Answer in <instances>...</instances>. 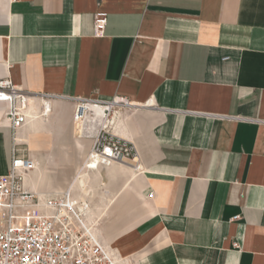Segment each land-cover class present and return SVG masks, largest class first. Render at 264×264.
<instances>
[{"label": "crops", "instance_id": "1", "mask_svg": "<svg viewBox=\"0 0 264 264\" xmlns=\"http://www.w3.org/2000/svg\"><path fill=\"white\" fill-rule=\"evenodd\" d=\"M99 12L107 14L101 36ZM4 77L32 96L133 103L115 131L137 144L143 170L79 165L67 187L121 264H264V0H0ZM63 100L45 118L33 99L17 133L0 102V174L13 146L27 144L37 166L25 184L46 192L51 148L69 126L76 146L90 149L92 136L73 124L74 102ZM83 170L85 193L76 184ZM139 198L148 210L123 244L126 256L112 242L120 229L106 220L120 205L131 223Z\"/></svg>", "mask_w": 264, "mask_h": 264}, {"label": "built area", "instance_id": "2", "mask_svg": "<svg viewBox=\"0 0 264 264\" xmlns=\"http://www.w3.org/2000/svg\"><path fill=\"white\" fill-rule=\"evenodd\" d=\"M106 25L107 14L97 13L95 34L103 35ZM40 96L56 97L49 93ZM29 97L30 94L10 77L0 78V102L6 104L5 118L15 133L27 124ZM58 97L74 102L76 121L86 117L90 104L104 107L108 117L115 107L133 106L125 96L110 99ZM88 160H96L103 168L113 163H126L133 169L143 170L137 144L107 127H100L93 134ZM34 166L35 160L17 144L12 149L9 171L0 174V264H119L112 248L78 219V208L70 200V191L41 199L25 184V176ZM130 261L137 264L133 258Z\"/></svg>", "mask_w": 264, "mask_h": 264}, {"label": "rangeland", "instance_id": "3", "mask_svg": "<svg viewBox=\"0 0 264 264\" xmlns=\"http://www.w3.org/2000/svg\"><path fill=\"white\" fill-rule=\"evenodd\" d=\"M115 109H119V107H115L114 111H115ZM112 114H111V116H112ZM42 139L45 141V143H47L49 140V138L47 136H43ZM20 147L26 149L29 153L27 144H21ZM51 149L55 153L56 164H50L49 165V169L47 172H48V177L50 180V183H49L50 186L48 185L49 187L48 186L45 187V191L47 193H49L50 196H57V195H61V191H65L67 189L72 177L74 176V174L77 170V167L79 165L83 166L82 163L84 161V158L88 155L89 146L85 145L83 148H79L78 146H76L74 136L71 132V126H69L65 132V136H64L63 140H61V147H60V145H58V146H55L54 148H51ZM66 153L70 157V162L64 164V163L60 162L59 160ZM81 169H82V167H81ZM83 172H84V170L81 171L80 173L82 174ZM104 173H105V171H104ZM124 181H125V177H120V176L117 177V179L114 182H112V184L110 185V190L113 192L118 191L121 188V186L124 184ZM104 182L110 183V179L106 174L104 176ZM134 195H136V194L133 193V196ZM98 199L99 198L97 197L94 200V202H92V206H95V204L98 203ZM121 207L122 206L118 205L115 208V210L111 213L110 218H108L106 220V223L108 225H112L113 223H116L117 228L120 229L119 231L121 233L119 235H117L115 238H113L112 242L115 246L119 247L122 254H124L123 249L126 247V245L123 246V244L126 243L128 240H130L133 237L134 229H135V226L138 222L139 217L144 215V214H147L148 209H147V206H144V202H142V198H141V200L139 198L137 201V209H138V207H140L139 215H138V211L136 210V215L138 216V218L136 216V219L133 218L132 222L129 223L128 222L129 219H126V220L122 219L123 210ZM95 226H96V224L94 225L93 230L96 234L97 230H96ZM97 237H98V235H97ZM124 255L127 256V254H124Z\"/></svg>", "mask_w": 264, "mask_h": 264}, {"label": "bare ground", "instance_id": "4", "mask_svg": "<svg viewBox=\"0 0 264 264\" xmlns=\"http://www.w3.org/2000/svg\"><path fill=\"white\" fill-rule=\"evenodd\" d=\"M33 99H37V101L39 102V104L41 106V108L38 112V115H36V116L45 117V118L49 117V115L52 113V102L55 100H63V99H57V98H45V97H41V96L39 97V96L30 95L29 105L26 108V113H27L28 118H30L33 115V112H32V100ZM63 101H65V100H63ZM33 108H35V106ZM46 108H48L49 111H46L47 110ZM125 111H128V109H120V108L115 109L112 116L108 117L106 115V112L104 111V107H102L100 105L90 104V105H88V110L86 112V117L84 119H82L80 121H76V120H74V114H73V124L77 125L78 129H79V126L81 125L84 128L83 133L85 131V136H93V134L96 132V130H98L100 127H107L110 130H112L114 133L118 134L115 131V127H116V124L118 122V119L121 118V115ZM91 121H94L96 124L92 125L91 128H88L87 123L91 122ZM113 164H115V163H113ZM119 164L127 165L128 167H130L132 169V171L139 174V171L136 169H133L130 165H128L126 163H119ZM36 166H37V164L35 161V166L33 169H35ZM99 166L100 165L97 164L96 160L90 161V160H88V157H87L85 164L82 166V168L84 167V170H86L88 173H90V170L97 169ZM33 169H31L30 171H32ZM28 173H27V175H28ZM27 175L25 176V181H26ZM87 182H88V180H87L85 173L78 175V178L76 180V184H77V187L79 188V190L82 191V193L88 192ZM33 191H35V190H33ZM68 191H70V193H71L70 200L73 202V196H72L73 185H71V187H69L64 192H68ZM35 192L41 197V199H45L48 196H50V194L47 192H40V191H35ZM77 208H78V210H76V215L78 216V219L81 220L83 223L87 224L88 227L91 228L92 234L97 237V235H96L97 233L95 234V232L93 230L94 226L91 225V223L88 222V220L86 219L87 213L90 210L88 208L87 202H85V200H82L80 205H77ZM72 218H74V217L72 216ZM116 256H117V260L120 262L119 264H121V262H122L121 257H119V255H117V254H116Z\"/></svg>", "mask_w": 264, "mask_h": 264}]
</instances>
